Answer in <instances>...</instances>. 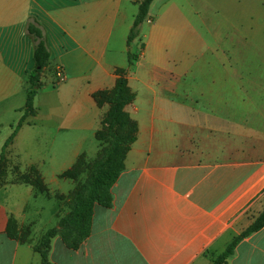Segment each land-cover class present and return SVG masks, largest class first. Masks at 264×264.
<instances>
[{"label":"crops","instance_id":"crops-1","mask_svg":"<svg viewBox=\"0 0 264 264\" xmlns=\"http://www.w3.org/2000/svg\"><path fill=\"white\" fill-rule=\"evenodd\" d=\"M179 2H152L151 24L141 25L140 38L132 42L138 53L144 48L129 67L127 35L137 9L131 0H0V156L24 115L27 75L34 68L29 18L42 27L50 53L33 99L37 112L24 118L4 152L0 264H41L33 246L47 230L34 237L33 201L56 200L57 223L67 212L56 194L66 195L62 189L70 180L59 175L82 154L96 157L95 133L109 106L92 95L112 90L125 69L135 94L125 111L137 124V137L111 188V207L95 205L90 236L77 250L53 238L50 261L211 264L261 212L264 0L263 21L259 16L254 22L243 9L226 18L225 2L220 4L210 46L199 13ZM205 48L224 67H197ZM258 60L261 84L253 78L262 71L252 66ZM57 66L66 81L54 86ZM30 169L49 195L18 182ZM9 220L19 233L29 229L27 241L8 237ZM225 264H264V227L241 240Z\"/></svg>","mask_w":264,"mask_h":264},{"label":"trees","instance_id":"trees-1","mask_svg":"<svg viewBox=\"0 0 264 264\" xmlns=\"http://www.w3.org/2000/svg\"><path fill=\"white\" fill-rule=\"evenodd\" d=\"M153 1L131 0L137 6V13L133 18L132 26L127 35L129 67L139 58L144 48L141 45L138 54L130 53V45L135 39L140 38V27L147 19L149 8ZM26 33L34 42V68L27 75L29 89L23 108L24 115L2 148L0 176L5 173L6 161L4 152L6 147L13 141L24 118L35 115L37 112L33 106V99L42 86L41 77L48 66L50 58L44 31L36 19H28ZM127 73V69L119 72V78L112 90L98 91L92 95L97 104H107L109 106L107 113L100 121L99 129L95 133L98 152L91 161L85 155H80L69 170L59 175L60 179L72 181L74 187L66 195L56 194V198L65 203L67 212L60 217L57 226L47 230L33 246L34 252L40 256L41 264H53L49 259L53 238L58 236L69 249L77 250L90 236L95 205L104 208L111 207V188L123 171L126 155L137 137V124L125 111L126 106L130 105L135 99V94L129 89L127 84ZM83 175H85V179L80 183ZM17 180L33 186L38 193L49 195L41 177L34 169H30L28 174L18 177ZM263 227L264 206L253 222L236 236L223 252L213 255L211 264H225L241 240L258 232ZM7 235L13 240L25 242L29 235V229H23L19 233L15 222L9 220Z\"/></svg>","mask_w":264,"mask_h":264},{"label":"rangeland","instance_id":"rangeland-1","mask_svg":"<svg viewBox=\"0 0 264 264\" xmlns=\"http://www.w3.org/2000/svg\"><path fill=\"white\" fill-rule=\"evenodd\" d=\"M167 1V0H162ZM176 3L183 5L185 8H193L195 9L199 15L198 18L203 21V27H202V36L204 38V41L206 44L212 45L213 40V20L219 19V14L224 13L226 18L229 17V15H234L235 11L237 10H245L247 11L250 16L248 19H251L252 22L256 21V19L261 16V20L263 21V0H174ZM225 2V3H224ZM236 4L237 6L241 7L239 9L235 8L233 5L230 4ZM224 3V4H222ZM222 4L226 6L224 9L225 12L218 13L219 5ZM228 6H231L230 9H228ZM137 13V9L135 11ZM135 13V15H136ZM134 15V16H135ZM133 16V18H134ZM147 25L146 20L142 24L143 27ZM150 25V24H148ZM131 54H137L138 48L135 44L130 45ZM262 61H254L252 63V66L254 69H261L262 71L258 73L257 76L253 77L256 83H263V68L261 66ZM134 63V62H133ZM200 65L203 69L211 70L213 68H222L224 67V64L220 63L218 64L215 56L213 55V51L211 49L205 48L203 58L199 59L197 63V67ZM208 79H210L208 77ZM190 80V79H189ZM200 80V78H199ZM189 84H195L194 82H189ZM207 112L208 110L205 109ZM97 151V145L94 142V152ZM93 152V155H90L89 157L94 158L95 153ZM93 160V159H91ZM89 160V161H91ZM85 179V175H83L80 179V183ZM73 188V184L70 181H67L66 186L62 189V192H69ZM64 207H66L65 203L62 204ZM57 201L56 200H47L43 196H39L38 199L34 202L31 209V218H34L35 227H34V237H38L40 234L45 232L46 230H49L56 226L57 220L53 216V212L56 209ZM40 208L41 213L39 216H36L35 209ZM64 211V209H62Z\"/></svg>","mask_w":264,"mask_h":264},{"label":"built area","instance_id":"built-area-1","mask_svg":"<svg viewBox=\"0 0 264 264\" xmlns=\"http://www.w3.org/2000/svg\"><path fill=\"white\" fill-rule=\"evenodd\" d=\"M146 23L151 24V20L147 18ZM65 81H66V76H65L63 68L60 66L55 67L53 85L57 86L59 84L64 83Z\"/></svg>","mask_w":264,"mask_h":264}]
</instances>
